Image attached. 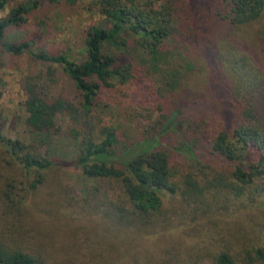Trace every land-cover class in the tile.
<instances>
[{
	"label": "trees",
	"instance_id": "obj_1",
	"mask_svg": "<svg viewBox=\"0 0 264 264\" xmlns=\"http://www.w3.org/2000/svg\"><path fill=\"white\" fill-rule=\"evenodd\" d=\"M81 1L0 18L3 52L48 65L22 84L32 141L0 125V264H264V0H90L100 20L80 56L7 38L34 10ZM125 84L142 90L134 133L97 121L103 87ZM206 102L218 126L194 117L163 144L173 111ZM63 119L74 157L50 150ZM71 165L94 181L85 195L62 179Z\"/></svg>",
	"mask_w": 264,
	"mask_h": 264
},
{
	"label": "rangeland",
	"instance_id": "obj_2",
	"mask_svg": "<svg viewBox=\"0 0 264 264\" xmlns=\"http://www.w3.org/2000/svg\"><path fill=\"white\" fill-rule=\"evenodd\" d=\"M19 1L24 0H10L5 9L0 10V18L6 16ZM90 4V0H86L78 3L63 2L44 5L34 10L26 23L12 27L7 33V38L9 40H24L41 35L37 46L55 52L65 50L80 56L84 53L86 27L100 20V15ZM47 69L48 65H41L40 62L33 60L27 54H10L3 52L0 48V125L7 136L29 143L32 141V133L26 121L28 111L24 104L26 93L22 84L28 73L35 74ZM130 85L103 87L97 101L110 103L111 107L110 109L98 107L99 118L97 121L102 119V123L107 125L117 123L123 129L133 131L137 120L143 118L139 113L142 90L137 85ZM55 88L58 94L65 97L71 98L76 95L73 81L64 72H58ZM215 107V105L206 102L205 105H197L191 109L187 107L184 112L178 110L180 114L162 132L166 134L163 144L168 145V143H174L177 140L174 145L176 146L178 144L177 131L185 129L194 117H204L205 120L218 126L220 118ZM150 122L151 120L144 121L145 124ZM60 123L63 124V135L56 139L50 150L74 157L77 151L75 142L67 134L72 122L63 119ZM174 146L170 145L173 148L175 165L178 168L188 165L190 156L185 152L181 153ZM43 150H48V147ZM61 175L64 183L73 186L82 195H85L94 183L76 165L64 167ZM175 202L169 198L167 204L174 205Z\"/></svg>",
	"mask_w": 264,
	"mask_h": 264
},
{
	"label": "water",
	"instance_id": "obj_3",
	"mask_svg": "<svg viewBox=\"0 0 264 264\" xmlns=\"http://www.w3.org/2000/svg\"><path fill=\"white\" fill-rule=\"evenodd\" d=\"M180 114L178 110H175L172 112V114L167 118L165 121L163 127H162V132L165 131L175 120V118Z\"/></svg>",
	"mask_w": 264,
	"mask_h": 264
}]
</instances>
